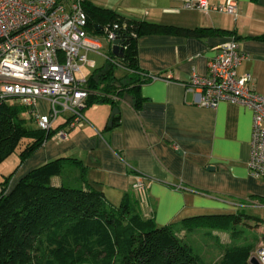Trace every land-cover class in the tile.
Returning <instances> with one entry per match:
<instances>
[{"label":"crops","instance_id":"crops-1","mask_svg":"<svg viewBox=\"0 0 264 264\" xmlns=\"http://www.w3.org/2000/svg\"><path fill=\"white\" fill-rule=\"evenodd\" d=\"M88 1L127 20L213 32L203 38L139 37L138 64L148 79L140 87V106L135 107L129 97L113 117L111 106L93 105L84 110L87 122L73 129L62 116L54 127L65 135L45 142L23 164L20 152L4 162L11 161V173L18 168L11 189L34 169L59 158L72 159L86 168L88 183L101 190L111 205L120 206L127 195L137 200L143 196L144 216L153 217L158 227L174 226L180 235L199 223L193 218L233 209L239 213L243 202L264 197V182L254 178L249 168L252 110L230 102L204 108L188 89L193 74L207 76L209 61L223 44L236 38L249 56L238 73L251 74L256 91L264 96V4L233 0L239 9L235 18L185 10L182 0ZM209 1L216 6L228 2ZM49 110L46 100L38 102L40 114ZM74 165L66 161L63 177L53 183L76 179L79 170ZM138 179L145 186L141 195L133 190Z\"/></svg>","mask_w":264,"mask_h":264},{"label":"trees","instance_id":"trees-1","mask_svg":"<svg viewBox=\"0 0 264 264\" xmlns=\"http://www.w3.org/2000/svg\"><path fill=\"white\" fill-rule=\"evenodd\" d=\"M251 2L264 4V0ZM83 7L88 16L89 32L99 35L102 27L120 24L125 26L121 38L127 45L122 58L110 52L111 59H117L122 69L108 61L90 76L86 84L89 92L86 108L109 105L114 110L129 97L135 107L140 106V87L148 79L138 64L139 37L163 34L203 38L213 32L206 28L127 20L89 1ZM118 69L126 75L118 78L115 74ZM26 112L32 121L25 106L0 101V165L19 148H22L20 164H23L57 134V128L47 132L29 127L23 118ZM24 140L28 142L23 144ZM66 161H72L79 170L76 182L80 185L53 183L54 178L63 177ZM17 169L1 181L8 188L5 192L9 191L0 197V264H59L60 261L71 264H200V256L181 237L179 229L158 227L153 217L144 216L133 195L125 196L120 206L111 205L101 190L88 183L86 168L81 163L56 159L34 169L10 189ZM253 199L264 203V197ZM243 216L232 217L233 223H239ZM226 217L193 218L199 223L188 230L194 232L201 224L208 223H218L222 228L230 219ZM257 220L264 223L263 219ZM252 252L253 247L249 245L229 246L220 264H250Z\"/></svg>","mask_w":264,"mask_h":264},{"label":"built area","instance_id":"built-area-1","mask_svg":"<svg viewBox=\"0 0 264 264\" xmlns=\"http://www.w3.org/2000/svg\"><path fill=\"white\" fill-rule=\"evenodd\" d=\"M86 1L0 0V101L21 102L43 131L55 129L62 116L71 129L87 122L84 110L89 99L86 84L90 76L85 77L83 69L98 68L97 62L89 58L90 54L101 56L105 63L111 61L122 69L117 59L101 53L104 45L100 38L109 45V52L116 40H120L124 51L127 45L121 32L125 26H104L101 34H92L83 7ZM182 8L206 15L212 12L235 18L239 15L233 0L224 6L212 5L209 0H182ZM248 59L238 40L232 38L209 61L207 76L193 74L188 89L194 93L196 104L204 108L215 109L221 102H230L252 110L249 168L254 178L264 182V96L256 91L251 74L238 73V68ZM40 100L49 103L47 115L38 111ZM63 135L59 131L55 136ZM133 190L143 194L145 186L141 179L133 185ZM7 192L0 183V197ZM249 207L262 206L252 201L239 205L242 209ZM252 259L264 264V245L251 254L249 263Z\"/></svg>","mask_w":264,"mask_h":264},{"label":"rangeland","instance_id":"rangeland-1","mask_svg":"<svg viewBox=\"0 0 264 264\" xmlns=\"http://www.w3.org/2000/svg\"><path fill=\"white\" fill-rule=\"evenodd\" d=\"M91 1H93L96 4H102V0H91ZM100 39L104 45V48L101 50V53L103 55H110L109 45L105 42V40L102 37ZM89 58L97 62L98 68L105 64L104 58L101 56L90 54ZM93 73L94 71L92 70L83 69V74L85 77H89ZM115 74L118 78H122L123 76L126 75V73L121 69L116 70ZM78 79H82V76H79ZM7 103L9 105L12 104L22 105L21 102L14 99L8 100ZM88 108H91V106ZM23 118L26 120L27 125L29 127L36 129V125L34 124V122L30 120V116L27 112L23 115ZM27 142L28 141L24 140L23 144H26ZM21 150L22 148L21 149L19 148L17 154ZM10 165H11V161H8L7 163H3L2 165H0V183L1 181L5 180L4 177L8 176L14 170V168L10 167ZM66 173L70 174V170L67 171ZM64 183L70 186L80 185L76 182L75 176H73L72 179L70 180L68 178L65 179ZM3 186L6 191L8 188L6 187L5 184ZM138 201H139L140 210L142 211L141 203H143V198L139 197ZM251 201L253 203L260 204L262 207H249L247 209H241V212L239 213L235 212L234 209L224 212L223 215H226L227 216L226 218H230V219L227 220L228 224L224 225L222 228L219 227L218 223L217 224L208 223L204 225L201 224L199 230H196L194 232L189 231L188 229L183 230V232L181 233V237L187 243H189L194 249V251L200 256V264H220L224 256L225 249L235 244L252 246L253 247L252 253H255L262 245H264V223L262 222L259 223L257 220V219L264 220V203H262L263 201L261 200L259 201L251 200ZM143 206H145V204ZM238 214L244 216L239 223L234 224L232 217ZM235 232L238 233L237 237L233 236V233ZM206 233H211V234H206ZM59 264H71V263L60 261ZM85 264H96V263H85Z\"/></svg>","mask_w":264,"mask_h":264},{"label":"water","instance_id":"water-1","mask_svg":"<svg viewBox=\"0 0 264 264\" xmlns=\"http://www.w3.org/2000/svg\"><path fill=\"white\" fill-rule=\"evenodd\" d=\"M120 45H121L120 40H116L113 44L112 53L115 57L122 58L123 57V48ZM117 114H119V109L115 108L113 113H112V116L115 117ZM109 126L112 127V122L109 123ZM250 263L251 264H259L256 259H252L250 261Z\"/></svg>","mask_w":264,"mask_h":264}]
</instances>
